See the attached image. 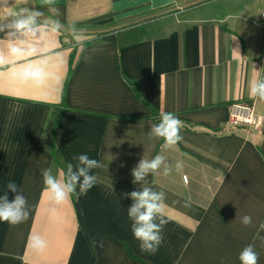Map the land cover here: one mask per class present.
Masks as SVG:
<instances>
[{"label":"crops","instance_id":"0c3cea01","mask_svg":"<svg viewBox=\"0 0 264 264\" xmlns=\"http://www.w3.org/2000/svg\"><path fill=\"white\" fill-rule=\"evenodd\" d=\"M21 8L61 28L43 38L42 55L24 57L9 54L0 32L8 60L0 67V196L14 198V181L30 213L17 225L0 221V264H240L249 244L264 264L256 239L264 236V100L249 90L264 79V0H0V23ZM73 26L87 37L83 53ZM43 59L42 81L18 78L21 65ZM235 103L254 104L261 131L229 127ZM161 112L183 122V139L170 148L150 135ZM79 154L105 165L92 170L98 182L87 195L51 202L42 170L66 173ZM156 155L173 170L144 182L166 194L153 254L133 237L124 194L142 186L131 175L139 160ZM35 234L47 241L42 252L28 246Z\"/></svg>","mask_w":264,"mask_h":264},{"label":"clouds","instance_id":"9594fccd","mask_svg":"<svg viewBox=\"0 0 264 264\" xmlns=\"http://www.w3.org/2000/svg\"><path fill=\"white\" fill-rule=\"evenodd\" d=\"M45 4L53 5L54 0H44ZM50 11L58 14L56 7H50ZM43 13L38 9L21 8L8 23H0V32H6L9 37L8 50L13 57L19 55L38 56L42 55L39 45L43 38L49 33L59 32L61 25L58 21L45 20L40 22ZM71 35L79 51H85V37L75 26L71 29ZM87 59V57H86ZM8 62L3 52H0V67ZM14 62V61H13ZM46 59L39 63H28L21 65L17 73L22 80L42 81L45 77L43 65ZM250 95L264 100V79H253L249 86ZM183 122L172 112H161L159 123L150 128V135L162 139L165 148H170L182 141L180 134ZM77 161L75 166L72 163L67 165V170L54 176L52 170H42L45 191L48 193L51 202L59 205L68 200L73 194L79 198L87 195L88 191L98 182V177L92 174V170L103 168L105 165L100 161L90 158L87 154H79L74 157ZM163 167L164 175H169L173 166L166 162V157L156 155L151 159L142 157L138 164L131 170L134 177L133 183L142 185L139 190L125 193L133 203L127 209L128 219L131 221V232L134 239L139 242L141 252L155 253L163 242V229L167 224L164 214L166 194L163 191H154L144 182L150 174L156 173ZM177 172L182 170L181 162L174 165ZM77 188L79 191L77 192ZM7 190L16 193L10 201L7 191L0 196V221L10 225H17L29 218L28 202L26 196L18 188L14 181L7 183ZM240 223L245 226H252L253 221L250 215H243L239 218ZM259 230L264 231V222L259 224ZM256 239L264 245V236L257 231ZM96 246V241L91 242ZM28 246L36 251L42 252L47 247V241L39 234L30 235ZM103 247V244H100ZM240 264H258V253L252 244L245 246L238 257Z\"/></svg>","mask_w":264,"mask_h":264},{"label":"built area","instance_id":"2783aa9c","mask_svg":"<svg viewBox=\"0 0 264 264\" xmlns=\"http://www.w3.org/2000/svg\"><path fill=\"white\" fill-rule=\"evenodd\" d=\"M261 18L264 20V13ZM228 125L233 130L252 129L259 132L263 128V118L256 115L254 104L235 103L230 107Z\"/></svg>","mask_w":264,"mask_h":264}]
</instances>
